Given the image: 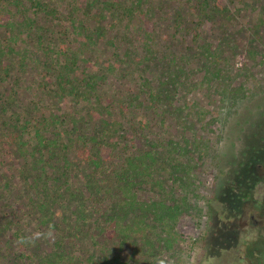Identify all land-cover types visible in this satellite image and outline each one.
<instances>
[{"label": "rangeland", "instance_id": "obj_1", "mask_svg": "<svg viewBox=\"0 0 264 264\" xmlns=\"http://www.w3.org/2000/svg\"><path fill=\"white\" fill-rule=\"evenodd\" d=\"M199 3L0 0V264H264V0ZM109 127L150 164L126 241L80 155Z\"/></svg>", "mask_w": 264, "mask_h": 264}, {"label": "trees", "instance_id": "obj_2", "mask_svg": "<svg viewBox=\"0 0 264 264\" xmlns=\"http://www.w3.org/2000/svg\"><path fill=\"white\" fill-rule=\"evenodd\" d=\"M201 11L203 17H210L216 15L219 10H221V4L223 0H199ZM215 1V2H214ZM214 2V3H211ZM127 10V9H126ZM116 9H114L115 14ZM128 11V10H127ZM105 9L100 11V14H105ZM129 12V11H128ZM193 23V22H192ZM178 26L183 25V29L185 30H193V25L190 26L189 22L183 21L176 23ZM95 36L91 32H87L84 34L85 40L87 38H93ZM8 73V72H7ZM8 101H5L7 103ZM30 124V122H28ZM27 124V125H28ZM113 128H102L100 130H95L92 134L93 136L90 137L89 135L83 133V137L88 139L85 141L83 146V151L80 155L83 157L84 160L88 161L91 169H92V181L91 185L89 186V192L91 199H95L96 197L100 196V192L103 190V193L106 194L107 191L111 192L109 189L104 190L103 185H101V180H99V176L103 178V181L108 183L109 186H113L114 189L117 186V189L120 190L121 195L118 197L112 196L109 197V202L107 201L106 209L104 210L106 216L104 220V224L106 228H111V230L118 232L122 235V241H126L130 238L129 233V225L132 213L135 207V199L131 197V190L132 185L134 183L141 185L142 183L146 182L143 181L147 179V175L150 176L151 172L149 171L150 164L145 163L147 160L146 157H142L139 161H134L131 156H123L121 162L116 163L115 159L117 158V139L112 134ZM45 130H51L49 127V123H46V120H43L41 123V127L37 128V136H38V143L40 145V150L43 148L47 150L48 155L50 158H53L55 154H57L56 150H59V145H57V141L54 145V140L50 137H46L44 134ZM112 131V132H111ZM39 149V147H37ZM67 150V149H66ZM60 151V150H59ZM64 152V151H63ZM67 152H64V157H62L66 162L68 161ZM62 159V160H63ZM63 160V161H64ZM65 162V163H66ZM115 162L117 169H108L109 166L113 165ZM139 162V163H135ZM58 173V172H57ZM138 181V182H137ZM141 183V184H140ZM102 186V187H101ZM146 204V203H144ZM147 207V208H146ZM153 207L152 204H146L145 208L150 209ZM86 203L83 202V217L86 215ZM158 213H163V209H159ZM160 210V211H159ZM169 218L173 219L172 213H169ZM104 264H121L120 261H116L114 259L106 260ZM127 264V263H126Z\"/></svg>", "mask_w": 264, "mask_h": 264}]
</instances>
